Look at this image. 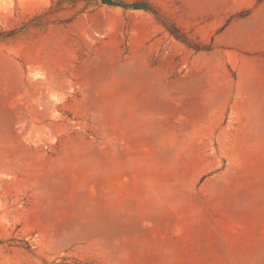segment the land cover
I'll use <instances>...</instances> for the list:
<instances>
[{"label": "rangeland", "instance_id": "1", "mask_svg": "<svg viewBox=\"0 0 264 264\" xmlns=\"http://www.w3.org/2000/svg\"><path fill=\"white\" fill-rule=\"evenodd\" d=\"M0 0V264H264V0Z\"/></svg>", "mask_w": 264, "mask_h": 264}, {"label": "water", "instance_id": "2", "mask_svg": "<svg viewBox=\"0 0 264 264\" xmlns=\"http://www.w3.org/2000/svg\"><path fill=\"white\" fill-rule=\"evenodd\" d=\"M106 3H109L110 1L109 0H105Z\"/></svg>", "mask_w": 264, "mask_h": 264}]
</instances>
